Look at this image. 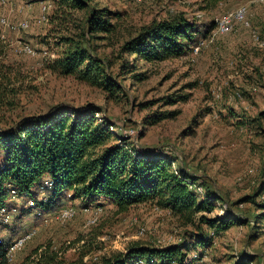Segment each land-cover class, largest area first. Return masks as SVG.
<instances>
[{"label": "rangeland", "instance_id": "1", "mask_svg": "<svg viewBox=\"0 0 264 264\" xmlns=\"http://www.w3.org/2000/svg\"><path fill=\"white\" fill-rule=\"evenodd\" d=\"M240 5L248 6L252 28L239 25L213 38L216 18ZM93 9L113 13L111 32L85 31ZM55 12L54 6L50 20L42 22L40 0L0 5V16L31 21L27 30H0V131L51 111L97 107L99 121H110L120 137L141 151L174 159V169L205 184L201 194L209 187L217 200L204 216L235 223L209 236L207 225L184 226L168 209L151 203L119 212L100 202L98 223L87 227L85 204L68 200L78 213L61 224L53 216L57 210L43 212L23 198L11 206L15 211L7 225L0 223V237L14 239L32 229L36 235L11 264H66L81 257L96 264L104 256L127 253L136 241L160 248L170 236L176 244L186 241L183 252L191 264H264V46L252 37L255 30L264 41V0H91L86 10L65 11L53 19ZM176 17L195 24L200 34L187 55L148 62L123 51L153 22ZM23 42L36 54L21 51ZM76 43L105 61L114 90L55 68L60 55ZM161 114L167 117L147 121ZM198 232L211 241L198 242Z\"/></svg>", "mask_w": 264, "mask_h": 264}, {"label": "trees", "instance_id": "2", "mask_svg": "<svg viewBox=\"0 0 264 264\" xmlns=\"http://www.w3.org/2000/svg\"><path fill=\"white\" fill-rule=\"evenodd\" d=\"M49 1L52 9L48 21L54 6L56 12L52 18L57 19L65 11L86 10L91 2ZM111 14L108 9H93L84 22L85 31L111 32L114 27ZM199 35L197 26L187 19L171 18L153 22L152 26L126 42L123 51L148 62H160L187 55L199 42ZM71 41L67 39L68 43ZM55 68L63 74L92 79L111 91L114 90L111 84H116L105 73V61L91 55L79 43L72 44L60 55ZM179 97L180 100L187 99L186 96ZM99 110L94 106L60 109L45 116L26 118L0 131L1 227L8 223L2 219L1 211L3 207L11 206L13 189L21 198H33L36 208L43 212L58 210L67 205L68 200H81L85 206L109 202L119 212L151 203L168 209L184 226L207 225L209 236L211 231L216 235L235 223L225 218L204 216L203 212L215 209L217 200L209 187L206 186L203 194L199 193L194 186L204 187L205 184L200 183L197 176L185 173L180 167L174 169V159L141 151L128 138L120 137L112 131L110 121H99ZM166 117V114L152 115L147 121L154 124ZM46 180L53 182V188L41 193L40 186ZM261 219L264 220V209ZM207 238L200 232L196 235L203 245L211 241ZM0 239V264H11L6 246L13 238ZM185 242L155 248L136 241L127 253L104 256L96 264H129L137 256L159 259L160 264H166L170 259H175L177 264H191L183 252ZM66 264L87 263L81 257ZM235 264L247 263L240 260Z\"/></svg>", "mask_w": 264, "mask_h": 264}, {"label": "built area", "instance_id": "3", "mask_svg": "<svg viewBox=\"0 0 264 264\" xmlns=\"http://www.w3.org/2000/svg\"><path fill=\"white\" fill-rule=\"evenodd\" d=\"M11 0H0L1 6H7L9 5ZM41 4V15L39 17V21L47 22L49 18L50 11L52 9V3L49 0H40ZM31 21L29 19H22L19 21H10V19L7 16H0V30L2 29H8L10 31H20V30H27L30 28ZM241 25V27L246 28H252V23L249 19V9L247 5H240L236 9L224 13L216 18V25L214 28V31L212 33L213 38H215L218 35L227 34L229 32L237 30V27ZM252 37L257 43L258 46L263 47L264 41L261 39L259 33L255 30L252 31ZM20 49L21 51L35 55L36 51L33 49V47L27 43H20ZM196 51L199 50V47L197 46ZM195 189L202 193L203 188L201 186H194ZM53 188V182L50 180H46L41 186L40 191L41 193L46 190H51ZM18 199H23L19 196L18 192L16 190H11V196L10 201L12 202L11 206L15 204V201ZM27 201V204L29 206H36V201L33 198H25ZM3 207L1 211L2 219L5 222H9V220L13 217V211L15 209L13 207ZM84 212H86V226H94L98 223L101 214L103 213V207L99 205L95 206H85L82 209ZM78 213L77 208L74 205H65L58 209L56 212H54V218L57 222L64 224L67 221L74 218ZM39 215L42 214V211L38 212ZM45 219V221H47ZM143 232V230L141 231ZM36 235V230L32 229L29 231L24 232L23 234L17 236L14 238L8 245L6 246V253L7 257L10 263H12L17 255L25 246L26 244L31 241ZM166 244L163 245H172L178 243L175 239V237L170 236L169 238L165 239ZM1 242V239H0ZM159 243H162V241H159ZM193 258H197L198 255L196 253H193ZM133 264H160V260L156 258L152 259H146L144 257L137 256L132 259ZM166 264H177L175 259H170L166 262Z\"/></svg>", "mask_w": 264, "mask_h": 264}, {"label": "crops", "instance_id": "4", "mask_svg": "<svg viewBox=\"0 0 264 264\" xmlns=\"http://www.w3.org/2000/svg\"><path fill=\"white\" fill-rule=\"evenodd\" d=\"M75 201H77V200H75Z\"/></svg>", "mask_w": 264, "mask_h": 264}]
</instances>
